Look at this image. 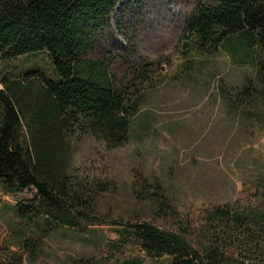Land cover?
I'll use <instances>...</instances> for the list:
<instances>
[{
	"label": "trees",
	"instance_id": "16d2710c",
	"mask_svg": "<svg viewBox=\"0 0 264 264\" xmlns=\"http://www.w3.org/2000/svg\"><path fill=\"white\" fill-rule=\"evenodd\" d=\"M120 1L0 0V61L45 55L49 62L25 73V80L0 82V185L11 194L37 192L29 206L15 209L18 220L0 241V264H35L48 239L73 225L69 212L96 218L104 190L74 175L75 145L90 137L117 145L128 140L136 130L130 119L152 80L148 68H134L117 84L110 66L92 59ZM186 32L190 53L226 55L250 69L242 86L224 90L223 97L257 117L264 106V0H200ZM165 191L144 183L141 199L156 219L113 222L119 240L107 243L104 253L113 258L134 248L151 260L168 258L165 264H264V206L217 208L198 224H185ZM3 207L0 198V213Z\"/></svg>",
	"mask_w": 264,
	"mask_h": 264
},
{
	"label": "rangeland",
	"instance_id": "374dc122",
	"mask_svg": "<svg viewBox=\"0 0 264 264\" xmlns=\"http://www.w3.org/2000/svg\"><path fill=\"white\" fill-rule=\"evenodd\" d=\"M199 3H118L92 59L109 65L117 84L134 68H148L152 80L144 86L147 96L130 119L136 130L128 140L117 145L90 137L75 145L74 175L104 190L96 218L80 216L84 211L69 212L73 225L48 239L35 264H116L138 258L144 264L168 263V258L151 260L134 248L117 251L113 258L104 253L107 243L119 240L113 222L156 219L153 207L141 199L146 181L166 190L185 224L196 225L204 212L217 208L264 206V106L250 118L243 105L237 108L223 97L225 91L233 93L235 86H242L249 68L226 55L201 58L190 53L186 22ZM48 65L45 55L0 61V82L25 80L34 67ZM36 194L35 189L11 194L0 185L2 243L18 220L15 209L29 206ZM77 230L84 232L78 235Z\"/></svg>",
	"mask_w": 264,
	"mask_h": 264
}]
</instances>
